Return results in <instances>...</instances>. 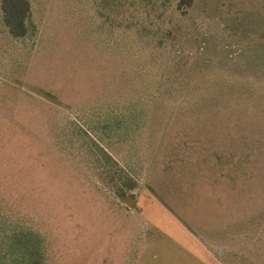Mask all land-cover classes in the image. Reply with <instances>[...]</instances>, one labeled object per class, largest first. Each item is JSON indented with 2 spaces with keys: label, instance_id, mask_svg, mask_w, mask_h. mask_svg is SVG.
<instances>
[{
  "label": "rangeland",
  "instance_id": "obj_1",
  "mask_svg": "<svg viewBox=\"0 0 264 264\" xmlns=\"http://www.w3.org/2000/svg\"><path fill=\"white\" fill-rule=\"evenodd\" d=\"M30 1L25 39L0 8V191L50 236L53 264H264V0H193L185 13L180 0ZM148 87L163 97L154 126H127L110 148L139 183L137 211L101 188L79 142L54 139L92 105ZM187 135L200 160L228 136L261 147L255 174L215 182L206 165L182 183L168 177Z\"/></svg>",
  "mask_w": 264,
  "mask_h": 264
},
{
  "label": "trees",
  "instance_id": "obj_2",
  "mask_svg": "<svg viewBox=\"0 0 264 264\" xmlns=\"http://www.w3.org/2000/svg\"><path fill=\"white\" fill-rule=\"evenodd\" d=\"M192 6L193 0H180L177 10L185 13ZM0 8L3 22L15 39H25L31 34L34 25L32 23L33 5L30 0H1ZM100 41L103 47L109 49L118 48L121 42L105 37H100ZM147 89L143 97L138 96L125 102L92 105L91 109L86 110L85 116L84 113L83 116L76 114L77 121H73V126L69 125V130L58 126L54 139L57 147L64 144L61 140L62 136H65V142L69 141L70 144L72 139L79 142L82 149V164L91 172L93 169L100 177L102 187L99 186L120 203L128 204L129 200H132L133 207L137 211L139 208H137L134 192L139 183L120 166L110 148L111 144L121 143L119 136L125 127L128 126L134 132V130L142 129L149 131L154 126L150 112L153 105L158 106L162 102L163 97L153 88ZM50 101L57 109L68 108L59 100ZM70 120L69 122H72ZM129 138L134 137L132 135ZM226 140L230 144L224 148L200 151L199 153L204 155V158L200 160L199 157L194 156L198 153L192 149L193 146L187 135L186 141L171 149V157H167L165 162L167 176L179 177L182 183V178L188 174H197L198 171L203 172L208 165L217 176L214 179L215 182H219L221 178L236 181V173L240 170L244 177L251 178L255 172L252 173L249 167L256 163L253 160H257L256 158L263 153V150L261 147L240 150L235 146L236 141L231 136H228ZM195 143L200 146L201 141H195ZM207 143L212 144L210 141ZM194 157L199 160L194 161ZM161 200L166 203L164 198L161 197ZM53 263V242L50 236L33 221L14 211L0 191V264Z\"/></svg>",
  "mask_w": 264,
  "mask_h": 264
}]
</instances>
